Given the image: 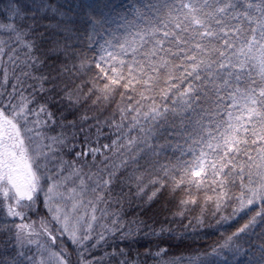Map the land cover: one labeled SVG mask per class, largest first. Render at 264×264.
<instances>
[{"label": "snow or ice", "instance_id": "obj_1", "mask_svg": "<svg viewBox=\"0 0 264 264\" xmlns=\"http://www.w3.org/2000/svg\"><path fill=\"white\" fill-rule=\"evenodd\" d=\"M74 17L89 27L74 31ZM75 44L98 46L100 55ZM4 56L11 70L0 59V208L22 222L0 225V264H264V0H0ZM93 60L96 74L75 84ZM89 99L106 106L90 113ZM49 122L61 131L48 136ZM93 127L98 146L75 152L69 140L87 141ZM104 127L115 138L100 145ZM65 147L74 159L59 154ZM169 149L180 155L173 160ZM88 155L85 173L77 160ZM181 190L172 219L201 205L204 192L187 225L153 216L124 222L113 208L125 199L150 206ZM41 193L46 215L23 222L24 209L40 210ZM208 212L219 220L207 227L239 226L187 257L170 255L189 226L206 227ZM101 217L108 222L97 232ZM141 234L150 238L143 251ZM65 236L75 262L57 248ZM116 236L127 247L115 246ZM102 245L112 250L93 256Z\"/></svg>", "mask_w": 264, "mask_h": 264}, {"label": "trees", "instance_id": "obj_2", "mask_svg": "<svg viewBox=\"0 0 264 264\" xmlns=\"http://www.w3.org/2000/svg\"><path fill=\"white\" fill-rule=\"evenodd\" d=\"M61 2H66V0H61ZM70 2L79 3V0H70ZM98 2H106V0H98ZM113 2L120 3V4H123L125 6H129L132 3H134L135 0H113ZM74 21H75V26H76L74 28V31L76 29H78L80 32H84L86 30V28L89 27L88 25H86L84 17H78V18L74 17ZM105 27H109V25H105ZM111 27L115 28L116 25L112 24ZM116 34L121 35L120 33H116ZM73 46L77 50H80L82 53H86V55L89 58H91L93 56L99 57V55H100V52L98 50V46L97 47L86 46L84 48H81V46L79 44H75ZM17 55L23 56V52L21 51V52L17 53ZM0 59H2L3 63L7 64V66L11 70V64L8 63L7 56H4ZM69 63H71V61H69ZM97 71L98 70L95 68V60H93L92 61V70L90 72H88L86 75L82 76L80 79H77L75 81V84H80L81 80L86 81V82L89 81L90 77L94 76ZM17 72H19V69H17ZM2 76H3V73H2V71H0V79H2ZM90 86H91V84L88 83L87 86H85L83 88V91L87 92L88 87H90ZM8 87L10 89L11 84H9ZM94 98L95 97H92V99H94ZM119 100H120V94L118 92L116 94L115 99L111 102V107H108L107 111L104 112L102 116H100L101 120L104 119V116H108L111 114L112 110L115 108L116 103ZM91 104H92V100L89 99L83 105V108H87L90 113H96L98 109H101V108L106 106V105L101 104V105H97L96 107H91ZM118 118L119 117L117 114V119ZM68 119H71V117H68ZM89 123H94V122L89 121ZM84 127H86V126H84ZM44 131L48 136H54L57 133H59L61 131V129L59 126H56L54 130H50V122H49V127H46L44 129ZM102 131H103L104 135L107 136L108 138L106 139V138H104V136H102L99 139L100 145L105 144V143H110L111 139L115 138L114 136L111 135V132L113 130L109 129L108 127H104L102 129ZM95 140H96V129H95V127H93L91 134L89 135V138L87 141L85 140V134H81V135L77 136V138L75 140H69V145L74 143L76 145L75 152H77V151H81L82 149H84L86 143L97 145L95 143ZM57 147H59V146H57ZM67 151H68V148L65 147L61 151V153H59V154L62 155L65 160L70 161V160L74 159L75 152H73L71 155H67ZM105 155H108V153H105ZM167 155L174 160L175 157L180 155V153L176 152L175 154H173L172 150L169 149ZM183 159L192 160L193 157L191 155H186L183 157ZM99 160H100V157H97V162H99ZM91 161H92V156L88 155L87 156V163L85 162V158L81 157L80 160H77V164H83L84 165V172L88 173L90 170L89 165L91 164ZM46 186L47 185L45 184V187ZM124 191L127 192V188H125ZM133 191H135V189H133ZM151 191H152V189L149 188L148 192L150 193ZM203 195H204V192L201 191V193H200L201 205L203 204ZM182 197H183V190H181L180 192H177L175 194V196H171V195H169V193L167 191H165L164 194L162 196H160L158 199L154 200V202H152L150 206H148L143 201L138 200V199L132 200L131 203H129L128 199H125L122 204H114L113 208L121 210L122 221H124V222L131 220L134 217L139 218V219H146L149 216H153L155 219H157V221H165V223H167V221H171V223L174 226L175 225H187L189 223L190 218L198 216L200 214L201 205H196V206L190 205L185 210V216L184 217L177 216L175 219H172V213L180 211V209H179V207H177V205L179 203V200ZM90 198H91V194L89 193L85 196V202H87V200ZM144 200L145 201L147 200V195H145ZM100 207L103 208L104 205L101 204ZM39 208H40L39 211H36L35 209H33V210L24 209V211L26 212V216H25V220L23 222L35 221L38 225L40 217L46 215V211L44 210V207H43V193H41V196H40ZM227 212H231V207H229L227 209ZM97 215L100 216V213L98 212ZM206 216H207V218L204 221L206 227L200 228L199 226H195V227L189 226L187 228V231H188V233H190V235L185 237V242L178 244L173 249V251L169 253L170 255H173V256L184 255L185 257H187L188 255L194 254V250L203 249L207 243H210L211 241L218 239L220 237L221 233L233 231L235 227L239 226V224H236L230 228L229 227H225V228L207 227V225H215L216 220H219V217L217 216L216 220H213L211 218L210 212H208L206 214ZM21 222L22 221H20L19 219L13 220L11 218H6V212L2 208H0V225H3V224L15 225V224L21 223ZM107 222L108 221L104 220V218L101 217L100 222H98L96 224V231L99 232L101 229V224L107 223ZM243 222H244L243 219H241L239 221V223H243ZM148 223H151V220H149ZM133 228H135V225H133ZM176 230H177V232H183L184 231L182 226L177 227ZM145 231H147V229H145ZM141 236H142V234H141ZM114 239L116 241L115 246L122 247V248L127 247L126 244L120 242L119 236H116ZM148 239H150V238L142 236V243H141V246L139 248L140 251H143L144 248L148 247V243H147ZM151 239H155V238H151ZM109 243L110 244L112 243L111 239H110ZM56 245H57V248H59L61 246L66 247L68 249V251H70L72 253L71 259L73 260V262H75L77 260L76 251L73 248L71 241L68 239L67 236H65L63 240H57ZM111 250H112L111 247H104L102 245L101 249L98 251H94L92 253V255L99 257V256L103 255V253L105 251L110 252ZM134 250H135V246H134ZM89 258H91V257H89Z\"/></svg>", "mask_w": 264, "mask_h": 264}, {"label": "rangeland", "instance_id": "obj_3", "mask_svg": "<svg viewBox=\"0 0 264 264\" xmlns=\"http://www.w3.org/2000/svg\"><path fill=\"white\" fill-rule=\"evenodd\" d=\"M96 146H98V145H93V144H90V143H86V145H85V148L84 149H82V150H87L88 148H91V147H96ZM81 150V151H82ZM77 152H80V151H77ZM77 183H78V181H77ZM69 187H71V185L69 184ZM84 209H81V211H83ZM33 251H35V249H33Z\"/></svg>", "mask_w": 264, "mask_h": 264}]
</instances>
